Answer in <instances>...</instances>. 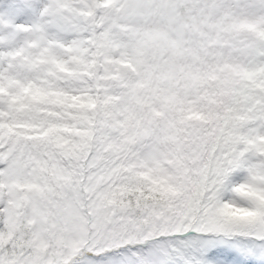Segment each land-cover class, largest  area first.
Listing matches in <instances>:
<instances>
[{
  "label": "snow or ice",
  "instance_id": "6c2138e0",
  "mask_svg": "<svg viewBox=\"0 0 264 264\" xmlns=\"http://www.w3.org/2000/svg\"><path fill=\"white\" fill-rule=\"evenodd\" d=\"M0 264H264V0H0Z\"/></svg>",
  "mask_w": 264,
  "mask_h": 264
}]
</instances>
